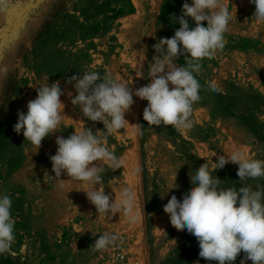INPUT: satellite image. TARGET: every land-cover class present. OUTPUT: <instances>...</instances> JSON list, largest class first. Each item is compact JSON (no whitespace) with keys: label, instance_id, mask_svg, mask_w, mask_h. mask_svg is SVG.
<instances>
[{"label":"rangeland","instance_id":"374dc122","mask_svg":"<svg viewBox=\"0 0 264 264\" xmlns=\"http://www.w3.org/2000/svg\"><path fill=\"white\" fill-rule=\"evenodd\" d=\"M184 2L12 0L0 17V64L8 68L6 78L0 79V195L11 198L16 221L11 253L0 255V264H216L199 256L196 238L177 231L163 206L172 195L182 199L193 186L189 173L206 162L211 170L219 155L239 150L264 161V21L253 16L255 5L222 0L233 15L227 44L211 59H203L195 74L201 99L193 104L190 129L149 126L143 120L148 102L134 95L125 114L129 124L105 135L101 122L88 120L72 105L74 82L67 83L73 75L96 71L133 91L146 86L156 55L152 46L179 29L176 18ZM187 2L191 5L192 0ZM188 20L190 28L195 27V21ZM202 24L207 26L206 21ZM176 63L184 66L185 57ZM57 81L64 92L63 119L37 151L13 126L18 111L27 113L37 88ZM213 85L220 91H212ZM136 124L144 126L140 135ZM87 128L120 158L121 167L113 170L98 161L103 167L99 184L62 174L61 189L60 181L50 177L55 175L49 157L57 151L56 138ZM237 171V164L228 163L213 175L224 182L221 187L238 189L245 185ZM247 184L264 189V179ZM123 187L136 195L140 215L135 223L123 212L98 214L84 192L104 190L119 203ZM105 232L119 236L118 246L94 250L91 246ZM244 255L241 252L234 264Z\"/></svg>","mask_w":264,"mask_h":264},{"label":"clouds","instance_id":"9594fccd","mask_svg":"<svg viewBox=\"0 0 264 264\" xmlns=\"http://www.w3.org/2000/svg\"><path fill=\"white\" fill-rule=\"evenodd\" d=\"M249 2L255 5L253 16L264 21V0ZM11 3L12 0H0V17ZM181 12L182 15L176 18L180 27L175 34L171 38L159 39L152 46L156 55L152 57L147 75L150 82L146 86L133 91L132 87L109 75L101 77L96 71L73 75L67 80L69 84L74 82L76 95L71 98L72 105L78 106L88 120L101 122L105 135L118 132L129 124L125 114L134 104V95L148 102L143 110V120L149 126H172L177 130L193 126L190 117L193 104L201 99L202 87L195 74H199L203 59H211L227 44L225 33L233 15L222 0H192L191 5L185 0ZM188 17L195 21V27L190 28ZM204 21L206 27L202 24ZM180 56L185 57L184 66L176 63ZM7 73V66L0 64V79L6 78ZM211 90L220 91L214 85ZM62 95L64 92L59 81L38 87L36 98L27 103V113L18 111L13 131L22 132L25 140L37 151L42 141L55 134L61 124V113L64 112ZM143 127L136 124L138 135L142 134ZM55 143L57 151L49 157L55 175L50 177L60 181L58 186L61 189L64 187V180L60 179L62 174L72 180L99 184L103 167L97 164L98 161L106 162L113 170L121 167L120 158L89 128L67 138L57 136ZM228 163L238 165L237 176L245 186L238 189L235 186L221 187L224 182L213 172ZM139 171V168L135 169L136 173ZM189 177L193 185L191 189L183 194L182 199L172 195L163 206L171 225L177 231L186 230L193 235L199 244V256L209 262L234 264L243 252L245 255L240 264L249 260L252 264H264V189L247 184L250 179H264V161L234 150L230 155H219L217 162H212L211 170L206 162L194 173L190 172ZM175 187L178 186L175 184ZM84 192L98 214L113 216L123 212L131 223L139 218V212L135 211L136 195L128 187L121 189L119 203L104 190L93 188ZM11 208V198L0 195V255L10 254L15 241L16 221ZM119 239L118 235L105 232L91 247L96 251L107 250L110 246H118Z\"/></svg>","mask_w":264,"mask_h":264}]
</instances>
